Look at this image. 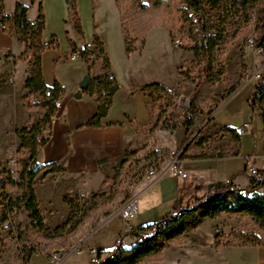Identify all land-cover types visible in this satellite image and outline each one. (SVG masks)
<instances>
[{
	"label": "rangeland",
	"instance_id": "obj_1",
	"mask_svg": "<svg viewBox=\"0 0 264 264\" xmlns=\"http://www.w3.org/2000/svg\"><path fill=\"white\" fill-rule=\"evenodd\" d=\"M113 1L94 0L92 4L91 0H77L76 9H69L68 22L79 35V43L75 44L69 41L70 50L62 52L59 57L65 63L58 64L57 69L67 90L69 91L76 84L84 70V67L77 60H69L67 54L73 47L82 48L85 44L84 38L90 39L92 19L95 18L97 31H100L106 41L107 54L118 83L133 87L142 85L143 87L152 82L168 80L175 82L178 75L177 83H171L174 106L167 108L162 119L161 129L166 125L167 135L176 127L184 125L189 116L187 111L189 97L193 93L196 95L201 113L195 118L187 140L188 143L185 144L183 141L180 146L183 149L186 148L181 155V160H193L191 156L200 150L212 148L210 146L221 147L226 145L229 140L228 134L225 133L227 131L214 123V111L230 96L236 86L247 80L249 84L255 85L254 73L263 67L264 55L257 49L256 45L248 44L247 39L253 37L258 43L264 36V0H252L249 9L242 8L239 0H218V3L211 9L207 6L206 13L210 19L209 40L214 44L211 52L202 50L203 33L200 30V15L188 10L182 0H163V13L161 9H154L151 15L145 8L146 3L143 0H122L117 8H115ZM70 4H72L71 0L69 7ZM116 13L122 19L123 35L126 37L125 45L140 48L137 50L139 52H131L129 57L125 54L124 41ZM161 20L163 24L160 25L158 23ZM152 21L158 22L157 25L152 26ZM12 35L20 37L15 30H13ZM175 39L182 41L180 47L174 45ZM90 44L98 50L94 71L100 72L101 75L94 76L95 72L89 74L84 88L93 86V97L96 98L100 95V101H104L110 99L104 87L109 84L107 82L114 75L111 73L110 67L108 68L107 61L104 60L106 52L103 43L93 40ZM50 47L59 50L62 44L60 47L58 44L54 46L52 43L41 45L40 41H37L34 54L26 50L21 56L19 70L11 67L10 56L4 57L3 53L0 54V181L5 172H11L15 180L19 182L28 150L20 146L19 138L18 144L14 145V142L16 143L15 130L40 121L48 109L35 106V103L39 99L51 97L55 91L45 87L42 83H37L36 86L38 87L35 94H28L23 85L26 90L24 93L13 78L14 72L21 70L25 76L24 81L30 76L36 79V73L40 71L38 58H41V53ZM44 69L45 75H50V64L46 62ZM84 77L82 76L78 84ZM78 89L80 88L78 87ZM46 90L50 91L49 96H46ZM249 101L250 99L248 105L240 113L238 121L241 125L244 122L248 123V126L241 133L243 135V155L247 156L248 162H246L245 173L237 177L235 182L240 187H248L246 182L248 176L249 181L251 180L250 169L256 164L261 165L260 159L250 157V155L253 151L255 138H257L256 151L261 150L258 140L264 139V104L260 106L255 103L252 109ZM166 102L167 99L164 97L163 100L152 104L153 116L156 117L157 112L162 110ZM224 114L221 112L216 119L222 117L227 121ZM153 122L154 120L152 124ZM201 130H205L207 134L202 139L197 137ZM155 140V136H149L147 131H142V142L135 148L136 154L132 161L126 163L122 171L119 172L118 178L115 181L110 179L104 188L109 200L94 210L75 232H64L59 237H46L42 232L30 226L29 221H26L28 245L32 250L30 264H48L50 255L54 252H61L59 264H88L90 261L96 260L99 250H107L114 245L115 240L119 238V230L122 227L125 230L124 235H127L130 230L138 228L133 224H138L142 219L141 208L143 203H139L137 215L127 220L121 218L120 209L125 202L131 199V194H136L138 188L134 186L135 184L155 176L146 177L150 167H157L158 173L168 163L171 150L159 151L156 149ZM175 141L174 134L166 139L167 143ZM195 145H200L202 149L195 148ZM183 171L187 174L185 178L190 180L193 175L189 176L185 169ZM216 181L210 180L206 182V186H198L183 191V193L187 192L186 200H182L181 197L174 203V207L206 198L218 188L217 185H212L217 183ZM257 191L264 194V186ZM4 194L16 199L20 196L21 190L19 187L7 185ZM156 197L157 195L152 193L145 205L155 203ZM3 201V197H0V221L5 215ZM159 209V213H165L167 208L161 207ZM108 213H114V216L103 222ZM5 216L6 220L0 226V264H21L17 231L19 224L25 219V215L20 209L14 208L12 213H6ZM153 217V215L148 214L144 218V223L152 222ZM220 221L221 224L217 225V231L223 242L231 241V236L238 230H244L257 238L264 235V224L255 221L248 215L224 213ZM128 225L132 228L129 229ZM96 226L98 227L89 238L90 244L87 240L80 245L79 239ZM122 238L126 247L136 240L135 237ZM75 246L82 249V254L77 255L73 252ZM89 247H95L96 252L89 253ZM157 259L158 257H151L140 264H155ZM174 260L175 253L166 249L162 253L160 264H173ZM180 264L211 263L206 258L205 261L193 260Z\"/></svg>",
	"mask_w": 264,
	"mask_h": 264
},
{
	"label": "crops",
	"instance_id": "obj_2",
	"mask_svg": "<svg viewBox=\"0 0 264 264\" xmlns=\"http://www.w3.org/2000/svg\"><path fill=\"white\" fill-rule=\"evenodd\" d=\"M71 1L74 2L76 9L77 0ZM93 2L94 0H91L92 4ZM69 3L70 0H3L4 10L11 14H14L18 4L27 7L26 16L32 26V36L35 40L40 41L41 45H50L52 43L54 46L58 44L60 47L62 44L59 50L55 49V47L44 50L41 53L40 62L42 84L47 88L57 90V93H59L47 142L40 147L36 155L38 164L54 163L57 170L51 171L49 167L46 168L38 173L33 183L39 210L49 228L61 225L68 218L70 207L65 202V198L91 196L99 191H104L109 180L115 176L116 170L122 163L126 152L134 150L142 142V131L149 133L152 121L155 120V116H153L148 106L150 98L142 91V88L147 84L143 87L142 85L133 87L118 83L107 54L106 41L100 31H97V24L95 18H93L90 28L91 37L90 39L84 38V43L90 44L93 40L103 43L111 73L116 78L119 88L111 95L105 116L96 124H90L92 118L98 113V105L95 98L88 93H82L80 97L75 96L79 90L78 81L82 79V76L88 77L89 75L86 64L80 59H76L84 67V70L76 84L69 91L57 69L58 64L63 62L59 58L62 52L70 50L68 42L79 43V35L68 22ZM113 3L115 8H117L115 0ZM116 16L124 41L120 16L117 13ZM25 51L26 43L21 37H14L0 28V54L3 53L4 57L10 56L9 60L13 69L19 70V66H21L20 58ZM130 55L131 53L126 54L127 57ZM46 62L51 67V73L48 76L45 75L44 69ZM18 70L14 72L13 78L18 82V87H21L25 93L26 90L23 86L25 76L21 70L20 72ZM94 72V76L101 75L96 70ZM176 77V81H178V75ZM176 81L168 80L152 83L164 85L172 90L171 83L176 84ZM248 82L247 80L236 86L230 96L214 111V123L216 126L219 128L231 127L236 130L241 125L238 122L240 119L239 115L248 105V100L255 88L253 83L249 84ZM221 112L225 113L224 116H226L227 121L222 119V117L221 119H216ZM168 122L170 123V121ZM165 126L155 132L156 140L154 143H156V149L159 151L180 149L184 141L186 128L178 126L167 135V126ZM225 133L229 137L226 145L210 147L232 148L231 134L229 132ZM173 134L176 141L167 143V137H172ZM205 135H207L206 131L201 130L197 137L202 139ZM242 136L241 134V152L237 156L181 160V168L185 169L189 176L193 175L190 180L185 177H175L166 172L163 173L168 165L167 163L154 177L148 180L143 179L140 183L135 184L134 186L138 190L135 195L131 194L130 198L134 200L137 211L139 203L141 202L143 205L141 208L142 219L138 224L133 225L139 227L148 224L144 223V218L148 214L154 216L153 221L150 223L161 219L174 210V203L181 197L182 200H186L187 192L183 193V191H188V189H194L198 186H206V182L210 180H217V183L212 185H217L218 188L229 179H233L234 184L238 186L235 183L236 179L245 173L247 169L246 162H248L247 156L243 155ZM15 141L14 145L16 146L18 144L16 134ZM256 142L257 138L254 140L250 157L261 160V165L256 164L252 167L259 171L264 170V139L260 138L258 140L261 149L259 151H256ZM194 147L198 149L199 145ZM246 183L247 186L250 185L249 176ZM152 193L157 195L156 202L152 205H145ZM161 207L167 208L165 213H159V208ZM223 214H220L215 219H203L196 228L186 231L180 239L169 243L160 254L151 256L158 257L155 264H160L162 253L166 249L175 253L173 264L191 262L193 260L205 261L206 258L211 264H264V246H237L221 241L217 225L221 224L220 219ZM112 216H114V213L106 214L103 222L109 220ZM97 227L83 235L79 239V244L81 245L87 240L88 244H90L89 238ZM124 233L125 230L122 227L119 230V238H134L130 235H124ZM93 262L90 261L88 264H93Z\"/></svg>",
	"mask_w": 264,
	"mask_h": 264
},
{
	"label": "trees",
	"instance_id": "obj_3",
	"mask_svg": "<svg viewBox=\"0 0 264 264\" xmlns=\"http://www.w3.org/2000/svg\"><path fill=\"white\" fill-rule=\"evenodd\" d=\"M122 0H115L116 5ZM145 1V8L152 14L154 9H161L164 7L163 0H143ZM187 6V9L200 15V30L203 33L201 41L202 50L211 52L214 44L209 40L210 19L206 13V7L210 9L218 3V0H182ZM239 4L242 8L249 9L252 4V0H239ZM74 2L70 4L69 9L73 10ZM3 0H0V15L4 12ZM27 7L18 4L14 14L7 18L8 30H4L9 34H12L13 30L25 41L26 50L31 53L36 52L37 41L32 36V26L29 24L27 16ZM163 13V12H162ZM122 20V19H120ZM156 20V19H155ZM157 21V20H156ZM158 22L152 21V26L157 25ZM163 24L161 20L160 23ZM124 43L126 44V37L124 35ZM262 47L264 55V36L262 38ZM75 48V47H73ZM140 50L139 47L125 45L126 54H130L133 51ZM98 50L92 44H84L82 47V53L80 60L87 66L88 74L94 72V66L97 62ZM107 61L106 64L109 68V61L107 57H104ZM38 62H41V58H38ZM41 64V63H40ZM42 83L41 66L40 71L36 73V79L32 76L28 77L24 81V86L28 91V94L33 95L36 93V84ZM104 90L108 92V95L114 94L119 88L114 76L107 82ZM143 93L150 98L148 106L152 112V104L167 99L166 105L162 110L157 112L155 120L149 130V136H155V132L162 127L163 114L168 107L174 106V94L173 91L164 85L158 83H150L142 88ZM77 92L88 93L90 96H94L93 86L79 89ZM76 92V93H77ZM59 93L57 90L53 92V95L49 98L39 99L35 106L46 107L48 110L43 117L36 124L31 126H25L21 129L15 130L17 137L19 138L21 147L27 148L28 156L23 162L22 171L19 176V182H17L11 172H5L4 177L0 181V197H3V204L5 205L6 213H12L14 208L20 209L25 219L19 224L17 231V242L20 250V263L30 264L32 250L28 245L27 224L36 228L46 237H59L64 232L73 233L90 217L92 212L96 210L101 204L109 200V196L106 191H99L91 196H80L75 198H65V202L70 207V214L65 222L49 229L45 224V218L42 215L38 207V201L33 189V183L35 177L41 171L49 167V170L55 171L57 168L54 163L51 164H38L36 162V155L40 147H42L48 139L52 127V118L56 110V101ZM100 95L95 100L98 105V113L90 121L91 125L96 124L99 120L105 116L107 108L109 106L110 99L100 101ZM250 107L253 109L254 104H264V84L255 86L252 96L250 97ZM187 111L189 116L184 122L185 135L184 141L189 138L191 128L194 125L195 118L201 113L196 100V95L193 93L189 97V104ZM227 132L231 134L233 147L232 148H208L200 150L197 154L191 156L192 159L200 158H225L229 156H237L241 152V139L240 133H237L235 129L231 127H224ZM199 148L201 146L199 145ZM186 149V148H185ZM184 149V151H185ZM183 151V152H184ZM136 154V150L126 152L122 163L116 170L115 176L112 178L115 181L119 172L126 163L132 161V158ZM182 157V156H181ZM4 172V171H3ZM7 185H13L19 187L21 194L18 198L4 194ZM264 186V170H259L258 178H251L250 185L248 187H240L234 184L233 179L225 181L222 186L212 191L206 198L199 201L186 202L183 206L175 207L173 211L166 214L161 219L154 223H148L139 226L136 229L130 230L127 235L135 237V242L126 247L123 244V238H119L113 247L107 250H99L97 258L93 264H140L145 262L149 257L158 255L162 250L171 242L180 239L186 231L196 228L199 223L205 219H215L222 213L242 214L248 215L255 221H259L264 224V194L257 190ZM0 221V226L3 221L6 220V216ZM231 241L226 243L229 245L247 246V245H262L264 246V235L261 238H257L254 235H249L244 230H238L231 236Z\"/></svg>",
	"mask_w": 264,
	"mask_h": 264
},
{
	"label": "built area",
	"instance_id": "obj_4",
	"mask_svg": "<svg viewBox=\"0 0 264 264\" xmlns=\"http://www.w3.org/2000/svg\"><path fill=\"white\" fill-rule=\"evenodd\" d=\"M11 16H12V14L10 12H7V11H4L0 15V28L2 30H8L9 25L7 24L6 20L8 17H11ZM247 42H248V44L256 45L257 49L260 52H263L262 39L258 43H256L253 37H249L247 39ZM174 45L176 47H180V45H182V41L180 39H175ZM81 53H82V48L75 47L68 53L67 58L69 60H71V57H79V59H80ZM254 78L256 80L255 86H260V85L264 84V65L260 70H258L257 72L254 73ZM45 94H46V96H49L50 91L46 90ZM247 126H248V123L244 122L241 126L236 128V132L241 134ZM183 151H184L183 148L170 151L168 165H167V167L163 173L166 172V173L173 175L175 177H178V176L186 177L187 174L181 168V155H182ZM157 171H158L157 167H154V166L150 167L147 170L146 177L147 178L152 177L153 175H155L157 173ZM249 173H250L249 175L251 178H258L259 177V171L254 169V168H251ZM120 214H121V217L125 220L135 216L137 214V209H136V205H135L134 200L130 199L127 202H125L120 209ZM128 228L131 229L132 227L130 225H128ZM73 252L77 255H80V254H82L83 251L80 247L75 246L73 249ZM88 252L89 253L96 252L95 247H89ZM60 254H61V252L52 253L50 255L48 264H59V259L61 257Z\"/></svg>",
	"mask_w": 264,
	"mask_h": 264
},
{
	"label": "water",
	"instance_id": "obj_5",
	"mask_svg": "<svg viewBox=\"0 0 264 264\" xmlns=\"http://www.w3.org/2000/svg\"><path fill=\"white\" fill-rule=\"evenodd\" d=\"M86 79H87V76L80 82V84H79L80 90L83 89L86 86ZM75 96L76 97H80L81 96V93L80 92H77L75 94Z\"/></svg>",
	"mask_w": 264,
	"mask_h": 264
},
{
	"label": "bare ground",
	"instance_id": "obj_6",
	"mask_svg": "<svg viewBox=\"0 0 264 264\" xmlns=\"http://www.w3.org/2000/svg\"><path fill=\"white\" fill-rule=\"evenodd\" d=\"M72 60L79 59V57H71Z\"/></svg>",
	"mask_w": 264,
	"mask_h": 264
}]
</instances>
